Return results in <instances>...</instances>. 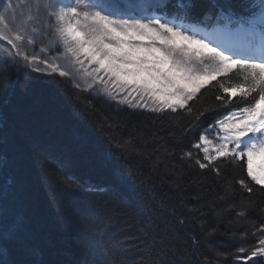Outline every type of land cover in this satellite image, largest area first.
<instances>
[{
    "label": "snow or ice",
    "instance_id": "obj_1",
    "mask_svg": "<svg viewBox=\"0 0 264 264\" xmlns=\"http://www.w3.org/2000/svg\"><path fill=\"white\" fill-rule=\"evenodd\" d=\"M41 7L54 20L50 26L54 39L48 47L33 48L31 55L26 49L43 34L35 28L29 31L9 26L14 11L11 0L2 9L0 76L6 80L4 74L9 69L72 76L76 89L92 91L100 85L109 97L129 108L187 115L190 119L182 127L185 134H190L202 117L219 115L202 129L188 150H182L180 158L217 175L221 164L241 167L246 178L238 180L239 186L248 194L255 188L264 192V0H218L199 15L196 0H45L42 6L37 5V12ZM73 72L84 78L83 88ZM233 75L238 77L235 82ZM210 87L217 89L218 103L195 108L193 102ZM234 100L237 106L229 108ZM0 140L6 145L7 134ZM119 147L140 154L132 137ZM7 166L5 158L0 171ZM156 167L153 162L152 170ZM152 170L127 169L126 179L143 220L130 236L132 226H123L126 243L139 253V264H185V237L168 219L176 210L158 191ZM174 175L160 179L174 182ZM87 190L103 191L94 187ZM8 195L7 188L0 191V264H38L36 250L25 242L23 217L7 211ZM195 212L203 234L188 237L190 244L204 239L211 245L224 235L219 225L204 223L202 210ZM177 222L185 223L183 219ZM110 226L111 221L104 219L85 224L81 254L86 257L89 250L98 251L102 259L95 264H121L106 242ZM251 229L240 236L228 235V239L240 242L231 251H217L216 259L221 264L225 260L264 264V227L253 223ZM247 237L258 243L252 244ZM21 248L28 259L14 258V252Z\"/></svg>",
    "mask_w": 264,
    "mask_h": 264
},
{
    "label": "trees",
    "instance_id": "obj_2",
    "mask_svg": "<svg viewBox=\"0 0 264 264\" xmlns=\"http://www.w3.org/2000/svg\"><path fill=\"white\" fill-rule=\"evenodd\" d=\"M216 2L196 0V13L210 10ZM4 75L6 80L0 76V136L6 133L8 142L5 145L0 140V164L6 158L8 166L0 171V191L9 190L7 211L23 217L25 242L36 250L38 264H85V260L95 264L102 259L96 250L82 255L80 242L86 236L85 224L108 220L107 213L111 226L105 238L115 259L121 264H139V253L126 243L123 230L124 225H131L130 236L143 220L126 179L127 169L148 173L153 162L157 163L152 170L153 182L176 210L168 219L185 237V264H221L217 251H231L240 242L228 239V235L240 236L252 230L253 223L264 227V192L255 188L248 194L239 186L238 180L246 178L241 167L221 164L217 175L180 158L201 128L219 115L202 117L199 125L185 134L182 127L190 117L182 113L129 108L100 91L76 89L68 78L58 75L15 69ZM232 80L238 77L233 75ZM217 94L215 87L203 89L193 106H215ZM234 106L235 100L229 108ZM129 137L140 149L139 155L119 147ZM166 174H175L174 182L160 179ZM89 187L103 191H88ZM195 209L206 214L204 223L219 225L224 233L211 245L204 239L191 244L187 239L203 234ZM178 219L185 223L179 224ZM14 258L29 257L21 248L14 252Z\"/></svg>",
    "mask_w": 264,
    "mask_h": 264
},
{
    "label": "rangeland",
    "instance_id": "obj_3",
    "mask_svg": "<svg viewBox=\"0 0 264 264\" xmlns=\"http://www.w3.org/2000/svg\"><path fill=\"white\" fill-rule=\"evenodd\" d=\"M8 0H0V14H4L2 12V9L6 7ZM11 3L14 6V11L12 12L11 16L9 17V26L11 27L13 24H15L18 28L24 29L27 28L29 31L31 29L35 28L38 30L39 33H42L43 35L40 36V40H38L35 47L29 46L28 49H26L29 54L32 53V49L36 48L39 49L40 47H48L49 41L54 39V34L52 32L51 25H54V20H52L43 10V8H40V11L37 12V5H43L45 3V0H11ZM45 37V38H42ZM53 53H49V55H52ZM0 60H2V55H0ZM67 67V66H65ZM73 75L75 76V81L79 82L82 86V88L85 86V80L84 78L76 72H73ZM62 78V77H61ZM64 78V77H63ZM71 85L73 86V78L72 76L68 77ZM95 92H99L104 94L105 96H108L100 85H97L95 89H93ZM110 99H112L110 97ZM113 100V99H112ZM116 101V100H115ZM218 118H220L218 116ZM217 118V119H218ZM213 122V121H212ZM210 122L209 124H211ZM42 123V121H41ZM208 124V125H209ZM208 125L206 127H208ZM204 127V128H206ZM203 129V128H202ZM202 129L199 131V134L202 133ZM86 147V146H84ZM246 177V173H245ZM113 190V188L111 189ZM111 192V191H110ZM114 193V191H112ZM115 194V193H114ZM122 199L125 200L124 197ZM105 218L108 220H111V217L109 214H104ZM258 243V242H257ZM253 244V242H252ZM200 261V259H198ZM204 264H207L205 262Z\"/></svg>",
    "mask_w": 264,
    "mask_h": 264
}]
</instances>
